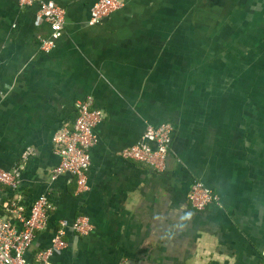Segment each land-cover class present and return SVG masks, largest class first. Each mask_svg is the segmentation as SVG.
<instances>
[{"label":"crops","instance_id":"1","mask_svg":"<svg viewBox=\"0 0 264 264\" xmlns=\"http://www.w3.org/2000/svg\"><path fill=\"white\" fill-rule=\"evenodd\" d=\"M66 10L56 47L39 5L0 0V166L23 165L19 192L0 184V206L20 193L29 209L53 200L48 227L27 253L68 228L56 264H261L264 252V0H123L90 24L97 0H53ZM94 98L88 187L61 161L54 134ZM171 123L166 167L127 159L148 125ZM202 181L219 201L194 208Z\"/></svg>","mask_w":264,"mask_h":264},{"label":"built area","instance_id":"2","mask_svg":"<svg viewBox=\"0 0 264 264\" xmlns=\"http://www.w3.org/2000/svg\"><path fill=\"white\" fill-rule=\"evenodd\" d=\"M39 5L38 14L50 26V34L42 38L41 48L51 51L56 47L66 22V10L53 0H20L22 7ZM124 5L123 0H97L91 8L90 24H99L112 12ZM78 114L72 125L58 130L53 137L55 149L61 157L60 163L52 169L51 179L70 174L77 180L79 190L88 187V172L92 163V148L97 142L95 128L104 118V112L94 106V98L78 101ZM174 126L162 123L148 125L141 141L121 151L127 159L150 165L156 170L166 167L167 155L173 139ZM23 165L15 169L0 166V184L19 192ZM189 198L199 211L219 201V195L202 181L194 183ZM55 209L53 200L46 194L39 196L28 209L22 195L18 193L0 206V264H56L54 257L68 246L66 234L73 228L78 234L88 235L94 229L91 218L80 215L74 220L60 221L51 245L39 250L31 261L27 253L32 247L38 231L48 227ZM121 264H126L125 262ZM264 264V252L263 260Z\"/></svg>","mask_w":264,"mask_h":264}]
</instances>
